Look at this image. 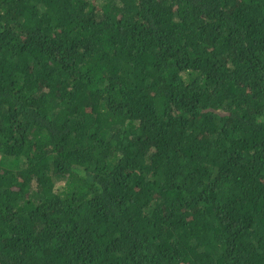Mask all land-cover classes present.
<instances>
[{
	"label": "trees",
	"instance_id": "trees-1",
	"mask_svg": "<svg viewBox=\"0 0 264 264\" xmlns=\"http://www.w3.org/2000/svg\"><path fill=\"white\" fill-rule=\"evenodd\" d=\"M0 264H264V0H0Z\"/></svg>",
	"mask_w": 264,
	"mask_h": 264
}]
</instances>
